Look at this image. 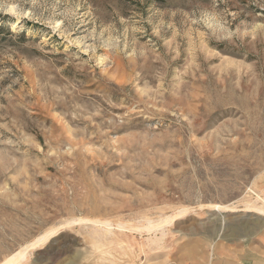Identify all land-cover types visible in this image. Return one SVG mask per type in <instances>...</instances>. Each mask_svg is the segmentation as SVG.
<instances>
[{"label": "rangeland", "instance_id": "374dc122", "mask_svg": "<svg viewBox=\"0 0 264 264\" xmlns=\"http://www.w3.org/2000/svg\"><path fill=\"white\" fill-rule=\"evenodd\" d=\"M263 199L264 0H0V264H264Z\"/></svg>", "mask_w": 264, "mask_h": 264}, {"label": "crops", "instance_id": "0c3cea01", "mask_svg": "<svg viewBox=\"0 0 264 264\" xmlns=\"http://www.w3.org/2000/svg\"><path fill=\"white\" fill-rule=\"evenodd\" d=\"M261 260L254 258L245 257L238 261H230L228 259H218L211 264H260Z\"/></svg>", "mask_w": 264, "mask_h": 264}, {"label": "bare ground", "instance_id": "6f19581e", "mask_svg": "<svg viewBox=\"0 0 264 264\" xmlns=\"http://www.w3.org/2000/svg\"><path fill=\"white\" fill-rule=\"evenodd\" d=\"M254 193H255V192H254ZM258 198H259V200L262 199L260 196H258ZM263 202H264V199H263ZM263 204H264V203H263ZM222 206H223V205H222ZM222 206H220V207H222ZM253 209H255V208H253ZM258 209H259V211H263V212H264V206H262V208L259 207ZM182 212H183V211H182ZM178 214H179V213H178ZM178 214H177V215H178ZM173 216H175V215H173ZM172 218H173V217H172ZM175 218H176V216H175ZM170 220H171V218H170ZM172 220H173V219H172ZM148 227H150V226H148ZM47 235H48V234H47ZM49 235H50V234H49ZM49 235H48V236H49ZM48 236H47V237H48ZM43 237H44V236H43ZM41 238H42V237H41ZM45 238H46V237H45ZM21 255L23 256V253L19 252V253L17 254V257H18V256H21ZM12 260H14L12 257L9 258V259H7L8 262L6 261L5 264H9V263H11Z\"/></svg>", "mask_w": 264, "mask_h": 264}]
</instances>
